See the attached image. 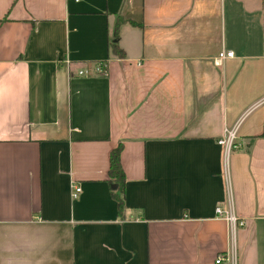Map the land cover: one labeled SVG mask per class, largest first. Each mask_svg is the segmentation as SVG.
<instances>
[{
    "label": "crops",
    "instance_id": "crops-1",
    "mask_svg": "<svg viewBox=\"0 0 264 264\" xmlns=\"http://www.w3.org/2000/svg\"><path fill=\"white\" fill-rule=\"evenodd\" d=\"M218 256L264 264L262 0H0V264Z\"/></svg>",
    "mask_w": 264,
    "mask_h": 264
},
{
    "label": "built area",
    "instance_id": "built-area-1",
    "mask_svg": "<svg viewBox=\"0 0 264 264\" xmlns=\"http://www.w3.org/2000/svg\"><path fill=\"white\" fill-rule=\"evenodd\" d=\"M78 1V0H74ZM227 58H233L232 52H220L218 56L215 58V65H220L222 60ZM105 64L100 63L97 64L94 68L95 74H103L105 73ZM88 71H79L78 75H88ZM219 145H222L225 149V152H228L230 150L238 148V144L236 143V135L234 131H227L226 136L218 141ZM80 192V187L77 185L71 186V197L76 198L78 193ZM215 215L219 218H223L225 221H227L229 224H237L238 226H243V222L237 220L231 213H229L227 210H224L220 207H215L214 209ZM226 257L218 256V258L215 260L216 264H219L221 261H223Z\"/></svg>",
    "mask_w": 264,
    "mask_h": 264
},
{
    "label": "trees",
    "instance_id": "trees-1",
    "mask_svg": "<svg viewBox=\"0 0 264 264\" xmlns=\"http://www.w3.org/2000/svg\"><path fill=\"white\" fill-rule=\"evenodd\" d=\"M262 7L264 11V0H262ZM118 24L119 22H117L116 26ZM110 47L112 52L115 53L118 57L123 56L121 50H119L115 44H111ZM121 148L122 145L119 144L113 150H111L109 155V169H108L109 184L115 185L114 188H111V194L117 202L119 212H121L124 208V202H123L124 174L120 164Z\"/></svg>",
    "mask_w": 264,
    "mask_h": 264
}]
</instances>
